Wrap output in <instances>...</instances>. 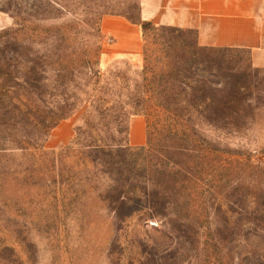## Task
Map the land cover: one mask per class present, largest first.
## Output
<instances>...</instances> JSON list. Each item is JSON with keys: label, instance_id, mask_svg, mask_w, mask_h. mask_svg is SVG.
<instances>
[{"label": "rangeland", "instance_id": "rangeland-1", "mask_svg": "<svg viewBox=\"0 0 264 264\" xmlns=\"http://www.w3.org/2000/svg\"><path fill=\"white\" fill-rule=\"evenodd\" d=\"M136 3L0 0V264H264V69L253 66L247 49L222 54L225 72L245 87L228 103L225 120L196 122L183 137L130 117L129 133L142 117L144 146L150 144L147 158L121 154L133 163L131 173H103L102 155L85 148L95 139L74 143L85 125L84 103L55 125L67 111L63 80L55 56L38 53V41L85 46L86 59L101 73L98 89L114 93L117 76L143 68L147 43L139 27L141 59L110 57L114 38L103 21L116 16L104 14ZM21 41L32 50L14 52L11 46ZM63 59L68 65L72 57ZM85 76L77 67L74 82L65 80L70 101ZM200 136L213 142L210 160ZM149 201L181 208L138 212Z\"/></svg>", "mask_w": 264, "mask_h": 264}, {"label": "trees", "instance_id": "trees-1", "mask_svg": "<svg viewBox=\"0 0 264 264\" xmlns=\"http://www.w3.org/2000/svg\"><path fill=\"white\" fill-rule=\"evenodd\" d=\"M136 5L129 4L122 13H105L104 15L121 17L131 24L141 27L146 47L144 50V65L140 71H126L123 75L117 76L118 89L116 92L101 91L98 89V82L101 78L99 70L91 67L87 58L90 51L82 45L71 47L54 43L50 47L47 42L38 41V53L50 54L57 60L59 67V77L62 78V92L64 107L66 113L58 117L60 121L67 119L72 112L80 106L81 103L87 107L85 125L77 130V136L74 141L81 139H95L85 146L90 153H100L104 159L99 163L104 169L103 173L112 174L123 171L131 173L133 163H125L121 154L127 153L129 159L134 152L142 153L147 158L149 145L132 147L130 145V133L128 122L132 116H142L150 121L154 120L157 124H163L162 130L171 136L182 135L183 137L195 128L194 123L204 122L214 126L217 122L225 120L227 115L228 103L233 97L245 90L242 83L231 80L230 73L225 72L223 68L222 54L230 51H243L242 48L231 47H204L197 41L190 40L188 36L194 34L193 30L181 29L175 27H156L153 22L143 21L140 16V0H136ZM97 17L95 31L100 33V22L105 16ZM58 34L61 33L58 31ZM97 35V34H96ZM7 44V43H5ZM31 44H24L22 41L15 42L14 52L31 51ZM96 55L101 53V45L96 47ZM70 54L72 60L66 64L63 59L64 54ZM79 64L75 65L74 63ZM77 67L85 70L84 87L80 88L81 93L77 94L73 101L66 97L69 90V76H72L71 82H74L73 76ZM64 73L61 75V73ZM243 74V73H242ZM134 75V76H133ZM67 80V83L65 82ZM131 83V86L130 85ZM104 95V96H103ZM116 97V103L110 104L109 100ZM110 98V99H109ZM79 103V104H78ZM217 103H220L217 107ZM82 105V104H81ZM82 105V106H83ZM98 105V106H97ZM91 108L92 112L89 115ZM94 113V114H93ZM88 115V116H87ZM91 115H96L98 121L93 120ZM197 126V123H196ZM112 131H114L112 135ZM93 134L95 135L93 137ZM96 138L98 140H96ZM199 139L205 147L208 159L215 147L213 142L204 136ZM97 141V142H96ZM91 156V155H90ZM93 164V163H92ZM174 164H176L174 162ZM144 162V172H148V165ZM174 165H169L165 174H169ZM127 182L129 179H125ZM144 196H148L149 190L144 188ZM167 205V207H166ZM169 209L176 211L179 205L173 204V201L158 203H146L138 212L151 213L157 212V209Z\"/></svg>", "mask_w": 264, "mask_h": 264}, {"label": "crops", "instance_id": "crops-1", "mask_svg": "<svg viewBox=\"0 0 264 264\" xmlns=\"http://www.w3.org/2000/svg\"><path fill=\"white\" fill-rule=\"evenodd\" d=\"M140 6L143 21L194 30L204 47L247 49L253 66L264 69V0H140ZM103 30L114 38L110 57L141 59L139 26L121 17H109L103 21ZM145 144V121L138 117L132 123L130 145Z\"/></svg>", "mask_w": 264, "mask_h": 264}]
</instances>
